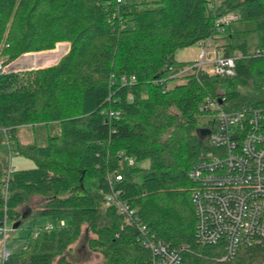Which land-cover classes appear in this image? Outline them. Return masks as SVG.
<instances>
[{
    "label": "trees",
    "instance_id": "1",
    "mask_svg": "<svg viewBox=\"0 0 264 264\" xmlns=\"http://www.w3.org/2000/svg\"><path fill=\"white\" fill-rule=\"evenodd\" d=\"M210 2L0 0L3 65L57 42L69 44L54 65L0 71V134L7 128L9 145L8 159L0 160V221L4 205L13 222L29 219L28 212L12 211V201L23 193L47 196L29 219L26 245L9 252L2 264H53L56 255L58 264H78L63 252L82 223L92 234L87 246L100 253L102 264H151L143 243L149 237L178 248L182 264L264 263V238L240 243L227 258L222 244L202 242L198 234L195 183L188 171L211 151L207 138L214 115L205 98L221 100L226 110L264 107V54L255 52L264 48V0H223L216 9ZM229 13H237L235 21H252L253 28L236 37L231 30L216 34L215 18ZM211 37L225 40L217 46L225 55L241 54L233 74L198 69L174 76L194 63L177 60L175 50ZM122 74L135 75L136 83L122 85ZM48 122L58 123L60 132L46 145L10 146L18 127ZM120 151L134 162L128 164ZM17 155L35 167L8 171ZM117 173L119 199L134 209L144 232L106 199L107 177ZM41 216L46 222H36Z\"/></svg>",
    "mask_w": 264,
    "mask_h": 264
},
{
    "label": "built area",
    "instance_id": "2",
    "mask_svg": "<svg viewBox=\"0 0 264 264\" xmlns=\"http://www.w3.org/2000/svg\"><path fill=\"white\" fill-rule=\"evenodd\" d=\"M116 2L121 4L122 0ZM237 18L235 13L216 17L215 33H221L226 24ZM214 42L213 37L200 42L198 59L174 76L198 69L211 74L232 75L235 59L241 54L236 52L231 56L225 55ZM210 44L215 47L213 57H210L208 51ZM255 52L264 54V48L256 49ZM206 65L211 67L210 70L206 69ZM0 71H4L1 64ZM120 83L134 85L136 76L122 74ZM163 87V91L166 90L167 83ZM205 108L214 115V126L207 138L211 151L192 164L188 177L195 183L192 196L201 241L222 244L227 258H230L240 243L264 238V107L250 105L226 110L208 96L205 98ZM107 113L110 116L116 115L110 109ZM1 132L6 139L7 128ZM120 155L128 164L134 162L132 157L123 155V151H120ZM107 179L110 192L106 199L116 205L126 223L137 225L141 232L146 231L134 209L119 199L120 190L116 189L115 183L122 179V175L115 174ZM5 221V218L0 221V232L4 234ZM143 243L152 253L151 264H182L178 248L153 237L145 239ZM8 254L4 252L3 260Z\"/></svg>",
    "mask_w": 264,
    "mask_h": 264
},
{
    "label": "rangeland",
    "instance_id": "3",
    "mask_svg": "<svg viewBox=\"0 0 264 264\" xmlns=\"http://www.w3.org/2000/svg\"><path fill=\"white\" fill-rule=\"evenodd\" d=\"M222 1L223 0H211L210 2L211 8L216 9L218 7V4H220ZM252 28H253V22L250 20H244V21L234 20L223 27L222 30L223 33L221 35H226L228 31L231 30V34L234 37H236L238 32L244 30H250ZM224 42L225 40H223L220 37L217 38L216 42L214 43L217 47L218 45L220 46V44H223ZM67 45H69L68 42H62V41L57 42L53 49L43 50L39 52L23 53L27 55L21 56L22 55L21 54L20 56L16 57L6 65H3L2 60H0V64L3 67L4 71H11V70L20 71L25 69H36V68L51 66L57 63L58 60L67 52ZM214 48L215 47L212 46L211 44L208 46L210 57L211 56L213 57L212 51H214ZM200 51H201V46L199 42H196L188 47L176 49L174 55L175 58L179 61H193L198 59V54L200 53ZM210 68H211L210 66L206 65L207 70H210ZM178 80L179 79H177V81ZM239 88L244 89L243 87H239ZM200 120L202 124H206L208 118L207 116H203L201 117ZM3 129L4 127L1 128V130ZM59 132H60V127L59 124L56 122L35 123L33 126L31 125L21 126L16 129L15 131L16 138L10 142L11 144L10 143L9 144L11 147H15L16 144L18 145L20 144L22 146H27L30 144L43 146L48 143V139L50 136H56L59 134ZM0 139H1L0 160H6L8 159L9 145L8 142L5 140L4 136H2V134H0ZM12 164L15 165L14 162ZM142 164L145 165V163ZM8 167H9L8 170L9 169L11 170L12 167L11 162ZM6 180L4 183L5 187L7 186ZM22 195L23 198L15 199L12 201L13 203L12 211L20 212V213L28 212L27 217L29 216V219H32L39 213L41 208L45 206L47 196L40 192H25ZM3 196L5 200L10 199V195L7 193L6 189ZM3 209H4L3 219L4 218L6 219L5 221L6 232L5 234L4 232H0V264H2L4 252L9 253L20 250L22 246L24 247L26 245L25 239L30 234L29 219L25 218V220L21 222L17 228L12 229V224H13V221L11 220L12 218L9 219L10 216L8 215V213H6L5 205ZM36 222L44 223L46 222V218L42 216L37 217ZM63 222L66 225L71 224V220L69 218H64ZM36 234L37 232L33 234V237L36 236ZM91 235L92 234L88 230V224L82 223L79 235L76 237L74 241H72L69 245H67L66 249L63 252L66 258L78 264H102L103 258L100 255V253L91 251L87 246L88 237ZM58 258H59L58 255L54 257L53 264H58L57 263Z\"/></svg>",
    "mask_w": 264,
    "mask_h": 264
},
{
    "label": "crops",
    "instance_id": "4",
    "mask_svg": "<svg viewBox=\"0 0 264 264\" xmlns=\"http://www.w3.org/2000/svg\"><path fill=\"white\" fill-rule=\"evenodd\" d=\"M69 48V45H67V50ZM27 55V54H25ZM13 158V159H12ZM14 160V161H13ZM11 166L13 169H30L35 167V164L33 163L32 160L25 158L23 156H13L11 157ZM15 163V165H13L12 163Z\"/></svg>",
    "mask_w": 264,
    "mask_h": 264
},
{
    "label": "water",
    "instance_id": "5",
    "mask_svg": "<svg viewBox=\"0 0 264 264\" xmlns=\"http://www.w3.org/2000/svg\"><path fill=\"white\" fill-rule=\"evenodd\" d=\"M23 55H25V54H22L21 56H23ZM219 103H222L221 100H219ZM20 223H21L20 220L13 222L12 229L17 228L20 225Z\"/></svg>",
    "mask_w": 264,
    "mask_h": 264
}]
</instances>
